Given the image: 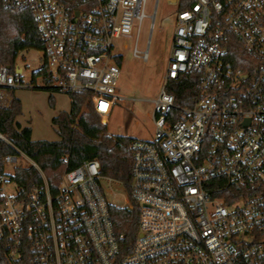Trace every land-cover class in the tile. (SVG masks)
I'll list each match as a JSON object with an SVG mask.
<instances>
[{
    "label": "built area",
    "instance_id": "built-area-1",
    "mask_svg": "<svg viewBox=\"0 0 264 264\" xmlns=\"http://www.w3.org/2000/svg\"><path fill=\"white\" fill-rule=\"evenodd\" d=\"M147 2L4 0L35 19L43 87L0 65V108L16 88L84 94L81 112L107 123L122 99L120 47L136 39L134 57L149 58L137 46ZM169 4L175 25L153 101L154 137L130 143L128 187L92 160L66 168L54 190L0 131L13 149L0 173V264H264V0ZM188 76L193 93L181 105L171 88ZM18 169L36 170L41 182L24 192ZM116 185L125 191L119 206L107 199ZM135 205L139 230L126 251L110 209Z\"/></svg>",
    "mask_w": 264,
    "mask_h": 264
},
{
    "label": "trees",
    "instance_id": "trees-1",
    "mask_svg": "<svg viewBox=\"0 0 264 264\" xmlns=\"http://www.w3.org/2000/svg\"><path fill=\"white\" fill-rule=\"evenodd\" d=\"M28 49H43V41L33 15L26 10L9 8L4 0H0V65L13 69L18 54ZM240 54L245 57L242 51ZM117 62L122 65V56L117 57ZM171 91L176 95L179 104L190 105L188 97L193 93L192 78L188 76L174 84ZM49 92L51 95L48 104L55 108V98L52 94L64 92ZM68 95L71 100L70 111H62L52 119L59 137L57 141L32 139L31 128L22 127L17 121L22 114V106L21 101L13 95L10 105L0 108V131L39 164L54 190L57 189L66 168L74 169L83 162L92 160L100 162L102 175L128 187L132 168L129 145L134 138L109 136L107 126L101 122L98 114L91 112L89 115H81L85 95ZM77 119L78 123L75 125ZM11 153L13 149L1 142L0 173L4 170V157ZM66 159L68 164L65 163ZM15 180L20 188L27 192L35 183L41 182V177L34 169H18ZM110 214L116 232L124 236L122 243L128 251L137 239L139 208L137 205L133 210L112 207Z\"/></svg>",
    "mask_w": 264,
    "mask_h": 264
},
{
    "label": "rangeland",
    "instance_id": "rangeland-1",
    "mask_svg": "<svg viewBox=\"0 0 264 264\" xmlns=\"http://www.w3.org/2000/svg\"><path fill=\"white\" fill-rule=\"evenodd\" d=\"M169 1L147 2L146 13L149 18L142 22L137 39L139 50L149 53L147 61L134 57L133 45L136 39L128 42L127 48L120 47L122 74L118 82V94L122 99L116 103L107 123L101 120L106 124L107 134L111 137L125 136L143 140H152L154 137L153 101L162 87L175 25L176 5L169 4ZM42 58L43 54L35 49L18 54L14 67L24 70L21 78L26 84L35 82L37 87H43V79L38 74ZM12 95L21 101L22 106V114L17 121L22 127L31 128L34 141L59 139L52 119L62 111H70L71 100L68 94H52L55 108L49 106L51 93L46 90L16 88ZM119 186L107 192L108 201L116 206L123 204L122 195H125Z\"/></svg>",
    "mask_w": 264,
    "mask_h": 264
}]
</instances>
